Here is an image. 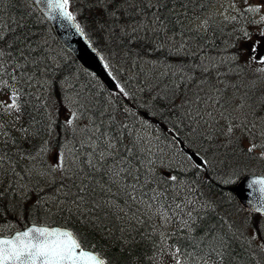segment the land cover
<instances>
[{
  "label": "snow or ice",
  "instance_id": "snow-or-ice-1",
  "mask_svg": "<svg viewBox=\"0 0 264 264\" xmlns=\"http://www.w3.org/2000/svg\"><path fill=\"white\" fill-rule=\"evenodd\" d=\"M4 2L5 0H0V91L8 89L11 103L0 101V109L8 115L15 114V118L19 119L24 107L21 97L30 95L22 90L31 88L37 74L43 76L50 70L54 72V69L48 63L47 52L42 45L33 41L31 33L25 30V24L20 21L15 24L4 22ZM8 2L10 4L11 0ZM90 2L98 10L103 24L110 25L112 21L106 18L109 15L107 0ZM158 2L160 7L152 13V22H158L161 26L158 31L178 24L180 35L187 33L198 37L202 35L201 27L206 30L210 27L207 17L200 25L189 27L196 20H200L201 15H189L188 11L176 17L175 21L168 16L162 17L160 9L165 7L164 0ZM192 2L195 3V0ZM36 3H42L46 7L50 18L68 22L80 37L88 40L85 29L76 22L72 0H36ZM247 11L259 12L260 6L249 7ZM111 15L115 16V11ZM88 46L91 47L90 40ZM99 59L104 61L103 56ZM103 67L109 68L106 61ZM175 87L179 89V85ZM115 94L129 97L128 91L119 83L115 85ZM77 107L79 110L84 106L80 104ZM238 107L242 110L245 105L240 103ZM221 108L223 111L220 116L227 122L226 130H221L224 137L221 146L235 149L239 144L246 154H253L260 149L259 158L264 159V123H261L264 117L258 119V114H252L251 118L244 116L237 119L227 114L223 105ZM126 112L134 120L138 115L134 109H126ZM83 114L84 112L79 113ZM79 115L71 112L65 122L73 129L74 137ZM196 115H202L199 108ZM208 117L219 123L211 112ZM33 120L35 121V117ZM89 123L91 127L83 129L88 134L85 140H77L71 148L60 151L56 163L47 166V173H41L59 174L60 183L55 189L54 200L58 206L68 205V212L75 213L78 223L83 227H70L67 222L54 226L49 221L39 222L35 216L23 229L17 227L15 231H5L4 226L0 225V264H110L86 238L85 229L89 228L103 232L109 240H116L122 250H131L140 245L150 246L154 255L149 259L153 262L159 256L171 255L175 264H243L241 258L245 255L251 257L256 249L264 253V239H261L264 236V222H256L247 242H255L256 249L249 248L240 240L237 231L232 230V225L227 220L217 219L212 215L213 202L199 191L197 181H183L173 174L172 169H169L167 175L157 171V165H163L166 161L156 156L151 145L132 130L135 124L117 122L111 114L108 117L111 128L104 124L103 119ZM144 123L149 122L145 120ZM205 123L207 124V120ZM254 128H259L258 134L253 131ZM19 131L28 133L29 129L21 126ZM237 132L239 139L236 138ZM0 136H9L2 122ZM245 139L248 141L246 147L243 145ZM16 143L13 139L12 144ZM45 151L46 148L42 145L35 156L43 155ZM0 153V169H3L4 164L11 161V155L3 148H0ZM35 156L29 151L21 153V157L25 159L35 160ZM184 158L195 173L207 171L209 161L200 157L198 152H185ZM11 170L13 175H20L14 164ZM22 170L27 172L30 169ZM3 175L4 172L0 171V184H3ZM208 179L211 180V176ZM250 187L264 193V176L254 179ZM181 189L185 191L183 196L180 195ZM17 190L24 192L25 188H18L17 182L13 181L12 191ZM6 191L7 189H0V198L5 197ZM43 199L37 194L35 206L40 207ZM255 211L258 214L264 213V197L256 202ZM157 217L161 221L160 225L155 223ZM171 224H178L179 228L174 232L162 230ZM140 226L144 227L143 231ZM169 240L173 242L169 244Z\"/></svg>",
  "mask_w": 264,
  "mask_h": 264
},
{
  "label": "trees",
  "instance_id": "trees-1",
  "mask_svg": "<svg viewBox=\"0 0 264 264\" xmlns=\"http://www.w3.org/2000/svg\"><path fill=\"white\" fill-rule=\"evenodd\" d=\"M207 1L195 0V3H193L192 0H164L165 7L160 10L162 17L168 16L169 19L175 21L176 17L181 16L186 11L185 5L195 14H204ZM107 3L109 15L106 18L112 21L110 25L103 24V19L98 10L93 8L90 0H72V9L90 41L102 53L111 70L115 73L117 82L128 91L129 97L116 95L115 88L112 91L104 88L100 81L93 79L81 67L71 53H67L66 58L62 55L56 57L60 59L54 62L55 57L51 45L45 43V40H52L64 53L67 50L63 48L55 36L50 23L30 0H11L10 4L8 0H5L4 22L15 24V22L20 21L25 24V30L31 33L33 41L42 45L47 52L48 63L51 69H54V72L50 70L43 76L37 74L31 88L22 90L29 92L30 95L21 97V102L24 105L23 114L16 122L20 127L28 128L29 131L28 133L20 131V141H17L15 145L12 144V138L18 137V135L10 133L11 135L7 137V147H4L3 138L5 137L0 136V148L5 151L13 146L30 149L43 144V140L49 136L45 133L47 126L54 128L65 124L62 116L57 115L55 118H52V115L50 116L54 110L52 108L53 101L64 99V96L70 92H82L88 99H91L89 95H94L98 105L90 109L91 117L95 118L93 120L103 119L104 124L109 128L112 127L108 123L109 114L113 115L117 122L124 121L137 126L130 115L125 113L126 109H134L140 117L146 114V117H143L144 120L157 127L162 135L158 142L164 143L165 150L173 154V162L178 163L175 165L176 167L169 165L166 168L160 167L157 171L167 175L169 169H172L173 174L183 181H197L199 191L203 192L204 197L213 202L214 212L212 215L217 219L227 220L232 225V230L237 231L239 238H243V240L241 238L240 240L247 244L251 229H255L257 221L250 218V213L238 203L232 191L230 180L232 178L236 179L242 174H264V159L259 158L260 149L253 154H246L241 150L239 144L236 145L235 149L222 147L221 144L224 142V137L221 135L222 126L215 123L212 118L196 115L197 108L202 113L208 110L207 107L204 108L202 105L203 102H209L212 99L219 101L221 99L229 106L232 101L230 100V103H227L223 98H232L235 93L245 90L247 87L241 88L243 84H248V86L264 84L263 80L250 76L246 69L242 67L240 59L237 61L230 60L227 64L223 60L217 62L216 65L208 64L207 60L209 58H221L222 54L223 56L232 55V52L235 51L237 53L235 56H239L240 52L236 50L238 46L236 44L237 38H233L236 22L231 20V22L215 23L213 19H209L210 27L207 32L204 33L200 30L202 35L198 37L187 33L180 35V25L178 24L167 26L161 34V31L152 29L161 27L158 22H152V13L160 7L158 0H107ZM149 5L152 7H149ZM169 10H171L170 15ZM112 11H115V16L111 15ZM192 14L189 13V15ZM164 34L184 37V47H168L163 43ZM197 46L199 52L188 50L190 48L196 50ZM188 55L190 56L188 57ZM135 59L138 60V63L151 60L169 63L172 65L173 70L179 69L182 73H176L177 78L175 81L171 77L157 79L153 78L154 75H151L149 80L152 79L148 83L153 84L151 87L147 86L150 88H146L145 93H142L140 89L136 91L131 87L138 82L130 80L129 83H125L127 80H124L126 78L124 69L129 68ZM194 60H196L195 65ZM186 65L194 66L192 68L193 76L190 77L189 73L182 69ZM196 65H199V67H195ZM155 76L157 77V75ZM40 77H43V79L37 80ZM176 85H179V89L175 87ZM257 87L253 89L256 90ZM3 92L7 93L9 97L10 94L7 88L0 91V95ZM107 92L112 96L108 97ZM262 95L261 101L264 108V91ZM201 98L202 100H200ZM192 101H197V103L193 104ZM262 107H259V110L261 115L264 116ZM100 109L104 112V118L93 116ZM12 117L15 121V114ZM33 117H35V121ZM194 117L195 120H193ZM49 118L53 120L50 122ZM217 118L215 117V120L218 121ZM37 120L40 123L36 122ZM205 120H207V124ZM136 126L132 130L142 136L141 127L138 129ZM65 129L66 127H62V130ZM34 131H37L43 138L39 142H36ZM173 133L178 134L189 149L192 148L209 161L207 171L195 173V170L184 158V153L187 151L182 149L179 140L173 138ZM59 137L66 138L67 135L62 133V136ZM71 137L74 140L78 138L76 133L75 137L73 134H71ZM243 145L246 147L244 143ZM156 148L158 152L155 154L159 156L162 150L158 145H156ZM10 149L8 152L11 151ZM166 163L168 164L167 160ZM17 167H19L18 164ZM27 167L32 168L31 165ZM10 168V165L3 167V184H0V189H7V191L5 197L0 198V222L7 224L10 216L13 219L21 215L25 219L21 227L30 222L33 216L39 222L49 221L53 224L67 222L70 227H83L78 223L76 214L68 212V205L57 206L55 201H47L48 199L44 198L40 207L35 206L36 194L43 197L50 185L40 192L34 191L29 194L20 192L22 195L18 191L12 192V182L19 180L16 179L17 176L11 173L8 174ZM209 176H211V180L208 179ZM22 180L27 186H32L29 181H25L23 178ZM225 181L229 182L225 183ZM57 183H60V179ZM8 184L11 185L7 186ZM184 194L185 191L181 189L180 195L183 196ZM9 210H13V213ZM258 220L261 221V219ZM155 223L160 225L159 217L156 218ZM109 226L111 227V225ZM178 228V224H171L162 230L174 232ZM140 230L143 231L144 227L140 226ZM240 233H243V235H240ZM84 234L96 246L95 250L110 261V264H175L171 255L159 256L155 262L150 261L149 258L154 255V250L150 246L140 245L131 250L127 248L122 250L116 240H109L99 230L85 229ZM113 234L115 235V230H113ZM261 239H264V236ZM172 242V240L168 241L169 244ZM247 246L256 249L255 242L247 244ZM241 259L243 264H264V253L256 249L254 255L251 257L245 255Z\"/></svg>",
  "mask_w": 264,
  "mask_h": 264
},
{
  "label": "rangeland",
  "instance_id": "rangeland-1",
  "mask_svg": "<svg viewBox=\"0 0 264 264\" xmlns=\"http://www.w3.org/2000/svg\"><path fill=\"white\" fill-rule=\"evenodd\" d=\"M257 6H260L259 12L247 11L249 7H257ZM245 9H246V12L244 11ZM238 13H241L242 20L247 19V17L250 18L251 14H253L254 16L252 19L254 21L253 25L244 26L242 24H239L237 26V29L239 30V32H241L240 42L236 43L241 52L239 54L240 58H237V57L235 58V56H230V55L223 56L222 54L221 58H214V59L209 58V60H207L208 64L216 65L217 62H221V60H223L224 63L227 64L230 60L237 61L238 59H240L242 66L246 69H249L251 73L253 74V75L250 74V76L264 81V77L261 76V73H262L261 69H264V63H261V61H264V35H261V33L264 32V20H261V17H264V0H216L215 4L211 7L210 11L206 13L205 15L201 16L200 20H196L194 24L190 25L189 27H195L196 25H200L202 23V20L205 17L209 19H213L215 23H219L220 20H223V19L230 20L231 18L236 17ZM152 29H156V28H152ZM158 29L160 28H157L156 30ZM200 29L205 31V28L203 27H201ZM164 39H165V44L171 48L177 47V43H178L177 41H179L180 45H184V42H185L184 37H177L176 35H165ZM45 43L51 45V49L55 57V59H53L54 62L60 59V58L57 59L56 57H61L62 55V57L66 58L67 53H69L68 51L66 53L61 51L58 45L53 43L52 40H45ZM220 66H221V63H220ZM168 72H169L168 67L161 64L160 62H155L152 60L146 61V62L141 61L140 63H138V60L134 61L132 64V71H131L133 78L135 79L136 82H138L136 85L138 86L139 89H141V91H143L146 88L147 89L150 88L151 85L153 84V83H148L152 79L151 78L149 80L151 75H154L153 78L160 79L164 75H166ZM155 75H157V77ZM41 79H43V77H40L37 80L40 81ZM147 86H150V87H147ZM257 86H253V85L248 86V84H243L241 88L247 87L245 88V90H242L239 93H235L232 98L224 97L223 99L227 103H230L229 102L230 100L232 101V103L229 106L226 105V103H224V101H221V99L219 98H218L219 103H217V101L214 99H212L209 102H203L202 105L204 106V108L207 107L208 110H205L201 116H203L204 118H209L208 113L211 112L214 117H218L217 119L219 121L220 126H222L223 130H226L227 122L220 116V112L223 111V108H221V105H223L224 108L227 109V114L237 119H240L244 116H249V118H251L252 114H258V119L260 117H264L262 116L263 114L261 115L260 110H259V107H262V103H263L261 100L263 96L262 93L264 91V84L261 83L260 85H257ZM255 87H257L256 90L253 89ZM73 93L75 95V98H70V100L67 101V103L64 101V99H61L60 101L58 100L53 101L52 108L54 110L53 112H51L50 116L52 115V118H55V116L57 115L60 117L62 116V119L66 122L71 112H77L78 115L80 112H84L83 115H79V120L77 121V125L75 127V133L77 134V137H78L77 140L83 142L85 140L86 135H88L86 132L83 131V129H85L86 127H91L89 122L95 119L94 117H91L92 115L90 113V109L97 106L98 101L96 100V97L94 95H89L91 99H88L87 96L85 94L83 95L82 92L77 91L76 93L75 92ZM0 101L10 103V99L7 93H4V92L1 93ZM240 103H243L245 105V107L242 110L239 109L238 107ZM80 104H82L84 107L83 109L78 110L77 106ZM263 109L264 108L262 107V110ZM103 113L104 112H102V109H100L99 112H96L95 114H93V116H96V118H104ZM130 117L133 119L132 116ZM52 120L53 119L49 118L50 122ZM16 121L17 119L14 121V118L12 117V115H8L4 113L2 109H0V122H2L5 125V130L9 132V135H11L10 133H16L18 135V137H14L12 139H15L16 141H20V138H19L21 136L20 131H19L20 125ZM134 121L136 122L137 124L136 127L138 129L141 127L142 137L151 145L153 153L158 152L156 148V145H158L160 149L162 150L160 151L161 154H159L158 157L162 159L165 158V161L166 160L168 161V164L167 163L163 165L158 164L157 169L160 167L166 168L169 165H173L174 167H176L175 165H177L178 163L173 162L174 161L173 154L165 150L166 147L164 146V143L161 144L158 142V140L162 138V135L158 140L154 138H148L149 128L146 129L145 127H142L138 116H136ZM142 121H145L144 118ZM261 123H264V121H261ZM62 127H66L67 130L66 129L62 130ZM249 127H251V123H249ZM253 131L257 132L258 134L259 128H254ZM34 133H36V136H35L36 142H39L41 139H43L40 136V134L37 133V131H34ZM45 133L49 136H47V138L43 140L44 143L41 144L40 146L38 145L37 147H33L30 149L16 148L15 146H13L11 149L9 148L11 150L10 151L11 161L6 162L4 166L6 165L12 166L13 164L15 165L16 172L20 174L19 176L16 177V179L19 180L17 181V187L18 188L25 187L26 188V190L24 191L25 193L29 194L30 192H34V191L40 192L50 185L48 189L46 190V194L43 195V198L45 199L47 198L48 199V200L46 199L47 201H55L54 200V197L56 196L55 189L58 186L57 181L59 179V174L54 173L51 175H48V174L42 175L41 173L42 172L47 173L48 171L47 166L56 163L57 154L60 151H64L67 148H71L72 145H74L77 140L72 139L71 134H73V129L68 127L66 124L58 125L54 128H49L47 126V128H45ZM62 133L64 135H67V137L66 138L59 137V136H62ZM236 138L239 139V132H237ZM5 140L8 141V138H3V142ZM56 142L58 143L57 145L55 144ZM4 143H5L4 147H7L8 145L6 144V142ZM243 143L247 146V143H248L247 139H245ZM42 145L45 146L46 148L45 153L40 156H35V154L37 153V150L41 148ZM24 151L32 152L35 156V160L31 158L29 159L22 158L21 153ZM85 151H87V148H85ZM17 164L19 165V167H17ZM28 165H31L32 168H28L27 167ZM22 169H30V170L25 172ZM0 171H3V169H0ZM10 173L13 174L11 168L8 171V174ZM22 178L25 179V181L26 180L29 181L32 186L31 187L27 186L23 182ZM9 185L11 184H8L7 186ZM55 204L58 206L57 203ZM9 211L13 213V210H9ZM250 218H253V220L255 219L256 221H258L259 219L253 215H251ZM8 221H10L11 224L10 223L4 224L0 222V225L2 226L5 225L4 227L5 231H8L9 229L14 230L17 227H21L24 224L25 219L21 215L19 217H14L13 219L10 216ZM261 221L264 222V219ZM253 231L254 230L251 229L249 238H251V234ZM240 238L241 240H243L242 237Z\"/></svg>",
  "mask_w": 264,
  "mask_h": 264
},
{
  "label": "water",
  "instance_id": "water-1",
  "mask_svg": "<svg viewBox=\"0 0 264 264\" xmlns=\"http://www.w3.org/2000/svg\"><path fill=\"white\" fill-rule=\"evenodd\" d=\"M33 1L40 11L49 19L60 41L74 54L83 67L96 74L108 87L112 88L115 84V80H113V75L110 70L104 69L103 63L105 60L101 61L99 59L102 55L98 50L92 44L91 47H89L88 40L80 37L68 22L62 21L59 18H50L46 7L42 3H36V0ZM93 49H95V51H93ZM175 137L177 138V136ZM189 153L192 154L196 152L190 150ZM197 163H199V160H197ZM261 176L256 174L241 176L235 185L231 187L241 205L249 210L255 211L256 202L260 200L261 197H264V193L250 187L251 182Z\"/></svg>",
  "mask_w": 264,
  "mask_h": 264
},
{
  "label": "bare ground",
  "instance_id": "bare-ground-1",
  "mask_svg": "<svg viewBox=\"0 0 264 264\" xmlns=\"http://www.w3.org/2000/svg\"><path fill=\"white\" fill-rule=\"evenodd\" d=\"M205 4H206V2H205ZM215 4V1L214 0H208L207 1V4H206V7H205V13H208L209 11H210V9H211V7L213 6ZM186 11H188V13H194L193 11H191V9H189V8H186ZM197 15H201V16H203V13H197ZM212 18H214V17H212ZM153 30H156V29H153ZM161 34H162V31H161ZM163 36V35H162ZM175 41V40H174ZM163 43L165 44V39L163 40ZM166 45V44H165ZM188 50H192V51H200L199 50V47L197 46V49L195 50V49H193V48H190V49H188ZM69 52V51H68ZM72 55L74 56V54L72 53ZM190 55H188V57H189ZM75 57V56H74ZM76 58V57H75ZM77 59V58H76ZM137 59H135L134 61H136ZM151 60V59H150ZM77 61H78V59H77ZM152 61H155V62H160V61H156V60H152ZM79 62V61H78ZM161 64H163V65H165L166 67H168V70H169V72L166 74V75H164L163 77H162V79H166L167 77H171V79L173 78V80L175 81V79L177 78V74L176 73H178V74H180V73H182V71L181 70H179V69H175V70H173V68H172V65L171 64H169V63H163V62H160ZM194 65L196 64V60H194ZM132 64H133V62H132ZM81 67L83 68V69H85L82 65H81ZM194 66H188V65H186V66H183L182 67V69L186 72H188L189 73V75H190V77L191 76H193L194 74H193V70H192V68H193ZM181 69V68H180ZM131 71H132V65L129 67V68H125L124 69V74L126 75L125 77L126 78H124V80H127V81H125V83L127 82V83H129V81L130 80H134L135 81V79L133 78V75H132V73H131ZM166 71V70H165ZM223 72V71H222ZM170 84V83H169ZM132 87V89L134 88V90H138L139 88H138V86L135 84V85H132L131 86ZM104 88H106V89H109L107 86H104ZM110 90V89H109ZM141 90V89H140ZM112 91V90H111ZM145 91H146V89H144L143 91H141L142 93H145ZM108 97H111L112 95L109 93L108 94V92H107V94H106ZM1 96V95H0ZM70 98H75V95H74V93L73 92H70V93H68L67 95H65L64 96V99H65V101L67 102V101H69L70 100ZM200 100H202V98L200 99ZM125 113H127L126 112V110H125ZM263 113H264V110H263ZM128 114V113H127ZM146 114H143V115H141L142 117H146L145 116ZM137 116H139V114L137 115ZM139 119H140V123H141V125H142V127H145L146 129L147 128H149L148 130H149V135H148V138H154V139H156V140H158L160 137H161V133H160V131L154 126V125H152V124H145L144 123V121H142L141 120V117L139 116ZM28 126V125H27ZM2 138V137H1ZM164 139V138H163ZM178 139L179 140H181L180 139V136L178 135ZM165 140V139H164ZM170 143V142H169ZM243 175V174H242ZM242 175H239L238 177H240V176H242ZM13 192V191H12ZM11 192V193H12ZM20 193V192H19ZM13 194V193H12ZM21 195H22V193H20ZM15 195V194H14ZM20 195V196H21ZM31 195V194H30ZM30 195H29V197H30ZM12 196V195H11ZM19 196V197H20ZM27 196V195H26ZM13 197V196H12ZM25 197V196H24ZM23 199H25V198H23ZM9 223H10V221H8ZM14 222V221H13ZM11 224V223H10ZM4 227H5V225H4Z\"/></svg>",
  "mask_w": 264,
  "mask_h": 264
}]
</instances>
